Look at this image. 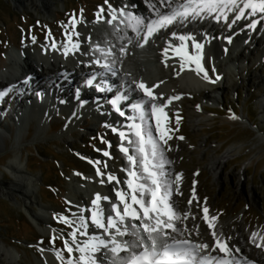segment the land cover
<instances>
[{"label":"bare ground","instance_id":"obj_1","mask_svg":"<svg viewBox=\"0 0 264 264\" xmlns=\"http://www.w3.org/2000/svg\"><path fill=\"white\" fill-rule=\"evenodd\" d=\"M13 1L20 6H31L35 10L40 9L47 13L52 12L54 3V0ZM115 3L113 8L116 13L112 11L109 16L110 25L107 24L102 27L99 25V21H85L78 23L75 32H71L66 39L52 34L56 43L53 44L50 41L44 43L39 53L31 52L26 47L22 49V52L20 51L21 53L14 51L8 53L9 66L5 70H0V91L7 88H12L13 90L10 93L8 92L0 102L5 101L6 103L7 97L11 98L12 102L10 108H6L3 105L4 103H0V127L5 125V112L6 114L8 112L17 114L11 119L18 125L19 133L25 123L29 126L37 120V122L42 121L43 123V120L46 121L52 115L54 119H57L58 116L56 117L54 113L58 111L61 119L66 123L62 130L63 134L68 133L73 125L85 128L88 131L96 130L86 120L89 114L92 115L93 119H99V123L108 121L117 129L130 134L131 130L124 127H128L133 121L128 119L122 122L120 119L114 118L109 110L108 103L115 99L114 96L106 102H101L103 103L101 106L108 108L109 114L107 111L105 113L110 115V120L103 119V109L99 105V110L93 107L96 98L94 95L96 88L94 87L95 84H99V79L96 81V79H91V76L96 72H100L99 66L105 63L110 65L111 71L103 68L99 77L108 80L113 74H119L121 81H125V89H128L127 91L132 90L138 97L150 100L137 87V84L143 81L153 90V95L157 97L155 102L158 105H167L164 108L167 120H161V126L166 129H169L167 125L170 122V116L180 109L181 111L185 109H183L182 98L188 94L202 93L204 95L203 98L207 102L219 103L220 94L222 96L226 90L234 89L237 86L236 84L229 85L227 83L231 75L238 77L242 84L250 82L253 78L255 81L264 83V78L258 75V69L255 66L258 64L263 65L264 61V19L259 17L260 22L256 28L251 27L249 22L237 19L235 14H231L232 17L229 19L219 16L218 20L213 18L210 13L191 16L185 21L188 26H185L180 19H177L174 25L161 29L149 38V42L141 48L139 45L143 43L144 32L142 31L141 37H136V33L132 28L127 26L128 22L125 17L120 14L121 10L125 13L143 17L145 23H147L156 18V10L170 13L174 9H179L181 5L188 4V0H115ZM149 4L154 5V8H149ZM231 9H227L226 13L231 11ZM113 15L117 17L115 20H112ZM106 19L108 20V18ZM98 30L99 34L96 38ZM181 36L193 39L182 42L179 39ZM129 39H131V43H129ZM93 40L96 43V51L91 50L87 44ZM229 40H231V43H229ZM182 43L187 47L190 55L200 54L202 56L201 64L206 71L211 66L206 50L208 48L213 49L215 57L220 60L215 69L216 75L220 77L217 82L209 83L203 79V73L197 75L194 70H191L195 69V64H188L175 54V48L181 46ZM195 43L203 45L202 50L198 51L194 46ZM71 44H79V49H72ZM97 46L105 51L111 49L113 55L105 57L102 52L97 50ZM66 47L70 49L67 56L64 55ZM121 47L126 48V53L122 54L120 52ZM165 48H168L167 57L163 54ZM64 60L67 62L65 65ZM97 60H99L100 65L96 63ZM165 60H167V66ZM182 63L184 64L183 69L181 68ZM208 75L211 80L216 81L213 75L211 76L209 73ZM156 85H159V87H156ZM119 88L121 91H125L121 85ZM177 96L180 99H172ZM170 99L172 102L168 104ZM194 102V99L190 100V103ZM261 103L263 104V107L262 105L261 107L264 109V98H262ZM201 108L203 107H200L197 111H202ZM144 110L147 114L144 122L145 127L151 125L154 135L158 137L156 117L151 114V102L146 104ZM129 115L130 117L137 116L136 122L139 123L138 114L130 113ZM193 122H197V119H194ZM47 123L45 122L41 126L47 125ZM41 126H38V128L40 129ZM121 127L124 129H121ZM130 136L133 137V135ZM2 140L5 141V135L0 133V141ZM21 144L22 142L18 135L13 149L14 157L7 165L11 177L7 178L5 174L2 175L3 179L0 178V191L3 195L15 199L18 206L27 212L33 221L32 223L39 226L45 237L49 235L59 236V231L56 228L55 230L48 228L51 226L46 216L48 210L45 209L46 206L39 202L37 197V192L40 190V186H38L39 178L29 175L25 170L26 165H24L22 160ZM167 146L166 144L164 147V155L168 163H166L164 171L167 173L166 178L172 184L170 203L181 217L180 220H176L174 223L182 235L172 233L170 229L168 230L169 233L178 239L187 238L196 243H207L210 249L215 247V239L218 238L222 242H226L227 246L232 250L230 258L233 259L234 264L248 262L264 264V247H257V244L261 243L264 233L262 231L254 232L257 233V239L253 243V233L249 235V226L246 225L244 212L240 213V217L234 218V223L232 218L221 220L214 213L213 205L210 202H205L200 210L197 209L199 187L196 185L189 189L190 192H186L187 184L181 178L178 182L176 181L177 175L184 177V170L178 169L180 152L168 150ZM125 147L128 148L129 155L136 157L138 161L137 153L132 148L134 146L125 145ZM179 149H182V144H179ZM228 157L229 151L223 156H211L208 160V167L219 183L224 179V173L222 174V172L227 165ZM96 166L90 169L91 173L85 177V181H79L74 184L72 178L76 179L77 177H71L70 186L72 189L69 192L71 201L79 206L78 209L76 208V215L72 220L81 222V218H83L86 223V228L84 229L92 231L95 238L108 240L109 234L92 223V211L94 208L92 201L97 194H100L101 197L107 196L108 200L101 199L99 207L103 210L105 222L109 214L115 217V212H113L112 208H109V205L116 204L121 210L123 209V204L116 194L118 191L127 193L126 200L131 203V189L128 188L126 183L130 177L127 179L129 175L125 176L116 173L113 166H110L105 161ZM130 170L140 171L133 165L129 166ZM98 171L102 175L98 174ZM110 175L116 177V179L109 181L108 177ZM89 192L90 194H88ZM137 195L139 198V194ZM86 197L90 198L88 204L86 203ZM145 198L150 199V196ZM190 201L191 203H189ZM134 207L139 208L138 205H134ZM205 207L208 209L209 219L216 218L212 221L213 228H209L208 221L204 219L203 209ZM45 210L46 212H44ZM185 214L188 215L185 217ZM135 223L138 224L139 221ZM197 228L199 229V235L196 232ZM184 229H187V231H184ZM213 231L216 233V238L212 235ZM73 232L76 233L75 243H73L72 235L65 237V240L68 241L69 246L74 250L69 254L64 248L62 249V254L65 260L73 259V264H75L76 259L80 256V253L75 250L76 245L83 246L88 240L76 231L71 230V233ZM112 234H115L114 230H112ZM117 239L130 240L132 237L125 236ZM49 247L44 248V252L42 250L45 264H61V261L56 257V252H53ZM210 249L204 254L216 257L225 256L224 253L220 252L219 248L214 252H211ZM236 249H239V251L237 252ZM16 251L19 254L17 249ZM107 251L109 250L101 249L95 253L96 264H112L113 258L107 255ZM15 252L13 253L8 248L0 247V263L27 264ZM127 255L128 253H121V256ZM249 257L252 259H249Z\"/></svg>","mask_w":264,"mask_h":264},{"label":"rangeland","instance_id":"obj_2","mask_svg":"<svg viewBox=\"0 0 264 264\" xmlns=\"http://www.w3.org/2000/svg\"><path fill=\"white\" fill-rule=\"evenodd\" d=\"M109 1L54 0L52 12L47 13L31 6H20L13 0H0V70L9 66L8 53H21L24 47L39 53L44 43H56L52 34L66 39L71 32H75L78 23L109 20L115 6L109 5L115 0L110 4ZM206 55L211 64L207 72L217 82L215 69L220 60L215 57L213 49L208 48ZM255 66L258 75L264 78V61L263 65ZM227 83L237 86L226 90L222 96L220 94L219 103L207 102L204 95L198 92L182 98L185 109L181 111L179 108L169 118L168 135L172 138L167 141V149L180 152L178 169L184 170L181 180L187 184L186 192L196 185L199 187L197 209L200 210L205 202H210L214 213L221 220L236 219L244 212L249 235L256 231L264 233V109L261 103L264 83L253 78L242 84L234 75ZM192 99L194 103H190ZM6 100V103H0L10 108L11 98L7 97ZM207 104L216 108H207ZM200 107H203L202 111H197ZM4 115L5 125L0 127V133L5 135V141H0V178L3 179V174L7 178L11 177L7 165L14 157L13 149L19 135L25 170L29 175L39 178L37 197L48 210L44 211L51 223L48 228L60 231L59 238L71 236L73 227L60 219L66 217L73 221L76 215V205L69 193L72 189L71 177H77L72 178L75 179L72 180L74 184L85 181V177L91 173L90 169L102 161L113 166L116 173L127 176L130 164L120 148L123 143L124 146L133 145L134 149L136 145H130L128 137L122 141L108 123H99L91 114L86 120L96 130L88 131L73 125L65 134L62 130L66 123L58 114L57 119L52 115L46 121L43 120V123L48 122L44 124L45 128L41 126L42 121L37 120L30 126L25 123L19 133L18 125L11 119L17 114L5 112ZM233 115L238 118L232 119ZM177 119H180L179 124ZM194 119L197 122H193ZM38 126H41L40 129ZM181 136L183 140L179 139ZM133 138L136 139L134 135ZM179 144H182V149H179ZM228 151L227 165L222 172L224 179L219 183L208 167V160L211 156H223ZM105 152L109 155L105 156ZM89 201L86 197V202ZM32 222L14 198L0 191V247L8 248L13 253L17 249L19 254L17 251L15 254L27 264H45L41 251L44 252V248L49 246L53 252L62 251L65 248L64 241L56 238L53 242L54 235L45 237L39 226Z\"/></svg>","mask_w":264,"mask_h":264},{"label":"snow or ice","instance_id":"obj_3","mask_svg":"<svg viewBox=\"0 0 264 264\" xmlns=\"http://www.w3.org/2000/svg\"><path fill=\"white\" fill-rule=\"evenodd\" d=\"M109 7H111V5H109ZM149 8H154V5L149 4ZM228 8L240 9L236 17L237 19H241L247 10H251L253 15L258 12L264 14V0H246L242 7L241 4L238 3V0H189L188 4L181 5L179 9H174L170 13H163L156 10V18L147 23H145L143 17L135 16L132 13H125L121 10L120 14L125 17L128 22L127 26L132 28L136 33V37H141L142 31L144 32L143 43L139 45L143 48L149 42V38L161 29H166L175 23L177 19L184 20L189 16H199L201 12H218L220 16L227 19L226 10ZM101 11H103V9H101ZM112 11L115 12V9ZM116 18L115 15L112 16V20ZM108 22L111 23V21ZM255 26V23L251 25L253 28H255ZM179 39L184 42L193 38L181 36ZM129 43H131V39H129ZM229 43H231V40H229ZM194 46L198 51L203 48V45L199 43H195ZM169 47H171V45H169ZM71 48L78 50L79 44H71ZM69 50L70 49L67 47L65 48V56L68 55ZM97 50L102 52L105 57L113 55L111 49L105 51L97 46ZM120 52L122 54L126 53V48L121 47ZM163 54L165 57L168 56V48H165ZM175 54L179 56L182 61L188 64H195V69L191 70H194L197 75L203 73V79L209 83L215 82L210 79L207 71L202 67V56L200 54L190 55L187 47L183 43L181 46L175 48ZM96 63L99 64V60H97ZM165 64L167 66V60H165ZM101 66L111 71V67L108 63ZM183 67L184 64L182 63L181 68L183 69ZM216 79L218 80L220 77L217 76ZM25 83H27V81H25ZM89 83H91V81H89ZM137 87L144 92L146 97L150 98V100H144L132 105L133 111L139 113V123L136 122L137 116L128 117L133 121L128 125V128L131 130L130 135L136 137L135 140L129 137L128 143L130 145H136L135 152L139 156V160L137 161L136 157L128 154V148L123 147V145L120 148V151L127 156L129 164L140 169V171L130 170L128 172L130 179H128L126 183L128 188L131 189V203L126 200L127 193L118 191L116 194L123 204V209L121 210L119 206L112 204L115 217L109 214L105 222L103 210L100 209L99 203L101 199L108 200V197H101L100 194L96 195L95 199L92 201L94 206L92 211V223L109 234V239L104 240L94 237L83 246L76 245L75 250L80 253V256L76 259L75 264H96L94 258L95 253L99 252L101 249H108L112 253V264H214V261L216 264H232L231 259H218L210 254H204L210 249L207 243H196L187 238L178 239L169 233L168 230L170 229L172 233L182 235L174 223V221L180 220L181 217L170 203L172 184L166 178L167 173L164 171L165 165L168 163L165 159L164 147L167 141L172 138L168 135L170 130L161 126V120H167V115L164 112V108H166L167 105H158L155 102L157 97L153 95V90L143 81L139 82ZM156 87H159V85H156ZM12 90V88H7L0 91V101ZM124 99H126V97L118 95L111 101L112 105L121 116H124L125 113L120 109L119 104ZM172 99H180V97L177 96ZM150 102L151 114L156 117V132L159 133L158 137L154 135L151 125L145 127L144 124L147 115L144 110V105ZM171 102L170 99L168 104ZM231 118L237 119L238 117L233 115ZM177 124H179V119H177ZM113 131L115 132L116 129L113 128ZM119 136L122 141L126 139V134L123 131L119 132ZM179 139L183 140L184 137L181 136ZM104 155L108 156L109 153L105 152ZM98 174L101 173L98 171ZM180 178V175H177L176 181L178 182ZM108 179L112 181L115 180L116 177L110 175ZM137 194H139V198ZM146 196H150V199H146ZM189 203H191V201ZM134 205H138L139 208L134 207ZM203 211L204 219L208 221L209 228H213L214 225L212 221L216 218L213 217L209 219L207 207H205ZM187 215L188 214H185V217ZM60 219L62 222L71 226L72 222L66 217H61ZM136 221H139V223H135ZM80 227L86 228V223L83 218H81ZM112 230H114L115 234H112ZM184 231H187V229H184ZM196 232L197 235H199L198 228ZM71 235L73 243H75L76 233L73 232ZM212 235L216 238L215 231H213ZM125 236H130L132 239H117L118 237ZM55 239L56 237L53 236V242ZM256 239L257 233H253V243L256 242ZM64 247L69 254L74 250L69 246L68 241L64 242ZM257 247H264V237L261 238V243L257 244ZM217 248H219L220 252L224 253L225 257L232 256V250L227 246V243L222 242L218 238L215 239V247L211 248L210 251L214 252ZM236 251L238 252L239 249H236ZM121 253H128V255L121 256ZM56 257L61 261V264H73V259L65 260L62 251H57ZM248 264H250V262H248Z\"/></svg>","mask_w":264,"mask_h":264}]
</instances>
